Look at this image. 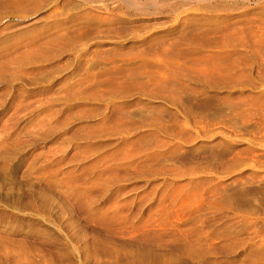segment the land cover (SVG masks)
<instances>
[{"label":"rangeland","instance_id":"obj_1","mask_svg":"<svg viewBox=\"0 0 264 264\" xmlns=\"http://www.w3.org/2000/svg\"><path fill=\"white\" fill-rule=\"evenodd\" d=\"M0 264H264V0H0Z\"/></svg>","mask_w":264,"mask_h":264}]
</instances>
